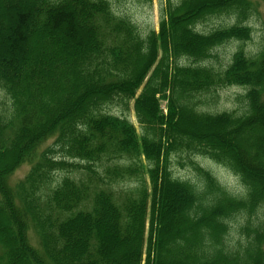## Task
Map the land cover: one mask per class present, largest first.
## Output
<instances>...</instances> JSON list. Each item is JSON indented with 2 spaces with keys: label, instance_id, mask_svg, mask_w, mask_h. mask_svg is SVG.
Wrapping results in <instances>:
<instances>
[{
  "label": "trees",
  "instance_id": "obj_1",
  "mask_svg": "<svg viewBox=\"0 0 264 264\" xmlns=\"http://www.w3.org/2000/svg\"><path fill=\"white\" fill-rule=\"evenodd\" d=\"M113 1L0 0V264H264V51L206 64L251 40L250 1L168 0L147 35ZM226 87L245 89L241 114L201 109ZM173 154L226 166L242 193L195 161L201 185L174 177Z\"/></svg>",
  "mask_w": 264,
  "mask_h": 264
},
{
  "label": "rangeland",
  "instance_id": "obj_2",
  "mask_svg": "<svg viewBox=\"0 0 264 264\" xmlns=\"http://www.w3.org/2000/svg\"><path fill=\"white\" fill-rule=\"evenodd\" d=\"M180 0H171L172 3H178ZM251 3V11L249 17L243 21L244 25H249L252 29L251 40L241 42L232 41L214 50L215 58L206 62L213 66L216 70H224L231 64L234 54L239 50H243L247 55L254 56L264 51V2L261 0H249ZM117 13L129 18L134 24L137 25L143 35H147L150 30L159 29V22L161 16L162 6L168 5V0H121L119 2L113 1ZM239 18L236 14L232 16L214 17L209 19L203 24L197 26L200 31L205 33L213 29L223 26H233L237 24ZM184 64H189V61L183 59ZM246 91L241 87H226L218 89L216 92L205 95L202 100L207 103L202 105L201 109L210 113L222 112H238L242 113L245 108L244 96ZM163 108L165 104H163ZM109 111L112 114L120 115L124 113V109L120 106H111ZM126 114V113H125ZM130 121L134 123L137 130L140 132V127L136 122L134 112L131 111ZM195 161V162H194ZM191 162L199 164L204 169L211 172L219 183L233 194L242 193V184L240 178L236 176L226 166L216 163L206 157L189 156L187 154H173L170 158V167L174 177L183 181H191L193 183H200L199 176L195 172ZM30 164L22 165L10 178L9 183L15 186L22 180L30 170ZM138 185L137 181H126L115 186L117 191H129ZM32 242L37 246L35 235L31 232ZM238 236L234 232L230 237L229 247L232 250L238 248Z\"/></svg>",
  "mask_w": 264,
  "mask_h": 264
},
{
  "label": "bare ground",
  "instance_id": "obj_3",
  "mask_svg": "<svg viewBox=\"0 0 264 264\" xmlns=\"http://www.w3.org/2000/svg\"><path fill=\"white\" fill-rule=\"evenodd\" d=\"M249 4V3H248Z\"/></svg>",
  "mask_w": 264,
  "mask_h": 264
}]
</instances>
